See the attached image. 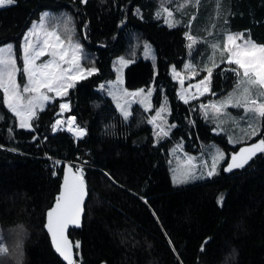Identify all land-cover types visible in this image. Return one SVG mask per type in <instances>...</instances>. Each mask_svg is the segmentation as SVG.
<instances>
[{
	"label": "trees",
	"instance_id": "obj_1",
	"mask_svg": "<svg viewBox=\"0 0 264 264\" xmlns=\"http://www.w3.org/2000/svg\"><path fill=\"white\" fill-rule=\"evenodd\" d=\"M224 2L233 29H246L264 44V0ZM159 6L158 0H16L0 7V46L12 43L19 70L23 36L43 11H48L49 27H59L66 41L64 22L70 20L83 64L97 69L78 80L67 96L54 97L30 128L17 125L0 90V237L11 251L12 230L24 226L23 264H65L44 223L66 161L83 164L88 191L81 226L69 230L79 264H264V153L244 168L224 171L230 153L264 138V127L249 141L232 145L206 121L201 105L207 96L187 103L179 98L170 65L179 69L185 61L188 26L169 27L157 17ZM146 41L154 47V63L141 55ZM118 55L132 59L124 70L127 88L153 87V108L146 111L135 103L127 119L98 88L114 77L112 61ZM233 68L224 61L212 70L208 96L233 88L238 80ZM162 97L175 127L157 137L148 121ZM63 101L69 105L63 118L75 117L86 130L82 138L60 127L53 131ZM210 141L225 151L216 174L173 183L171 149L181 142L185 151L198 152ZM0 261L12 264L8 256Z\"/></svg>",
	"mask_w": 264,
	"mask_h": 264
},
{
	"label": "snow or ice",
	"instance_id": "obj_2",
	"mask_svg": "<svg viewBox=\"0 0 264 264\" xmlns=\"http://www.w3.org/2000/svg\"><path fill=\"white\" fill-rule=\"evenodd\" d=\"M202 0H171L175 3V12H182L187 7L199 8ZM16 3V0H0V7L11 6ZM81 3H87V0H81ZM171 3L169 0H161L160 10L157 12V17L163 16L164 23L169 27H175L181 22L174 18V12L171 10ZM222 0H216L217 16L221 12ZM167 5V6H165ZM192 19H195L193 16ZM189 20V26L192 23ZM70 20L64 22V32L68 36L65 42L60 33L59 27H54L49 30L47 23V14L41 15L39 22H34V27L25 33V41L22 45L23 51V72L27 75V83L21 86L17 83V60L13 55L12 46L7 45L0 47V90L4 94V104L8 109L14 113L15 117L19 120L20 128H30L32 125L30 121L36 117V109L42 107L45 101L51 100L52 97L47 93H55L56 96L65 97L68 95V90L74 87L77 80L85 79L86 76H91L97 71L95 67L84 69L81 63L84 59L82 57V46L74 42L72 33L73 28H69ZM225 23L227 21L225 20ZM223 35V49L222 55H227V62L236 65V68L231 69L238 77L236 86L229 97L219 103L209 104L207 106L201 105L205 109L207 116V109L211 108L215 114L219 115L224 112L228 105L233 107L242 108L245 116L241 120L247 119L249 121L248 128L243 130L246 134L242 137L244 140H250L255 137L257 133L261 132L264 127V44H258L250 38H246L245 33H221ZM186 38L190 41L188 47L191 49L197 43V38L193 37L189 32H185ZM33 37L38 39L42 38V43L33 40ZM213 52H215L220 45H211ZM46 55L51 56V59L46 60L40 64L37 61ZM128 61L123 58L120 59V64L126 65ZM63 65H67L64 67ZM216 65L213 63L211 68H208V76L200 81L197 85L199 90L200 86H204V92L209 91L208 85L210 84L212 69ZM174 71V78L175 70ZM183 83V81H181ZM103 87V86H101ZM44 90V91H42ZM145 90L141 89L137 93H125L133 97L143 93ZM24 94H28L25 101ZM151 96V89L148 90L147 100ZM194 98V97H190ZM235 98V99H234ZM184 99V96H181ZM142 104L144 100L140 101ZM187 103V100H185ZM117 107L121 109L125 119L130 115L120 104ZM152 107L148 103L145 110L147 111ZM69 105L61 103V112L67 110ZM162 105L160 109L156 110V116L149 119L150 124H155L156 119L159 117L163 119L162 113L165 111ZM3 119V117H0ZM62 123L57 120L52 126L53 131L57 130L58 125ZM70 127L69 131L74 132L79 138L86 134V130L75 124V118H70L68 121ZM233 123H236L234 120ZM159 131L155 133L157 137H166L169 132L162 126H157ZM175 127V125H171ZM35 139V138H34ZM230 142H236L230 138ZM2 147V146H0ZM258 153H264V138L258 139L256 143L249 144L241 147L238 153H234L228 162L227 167L224 168L225 172H231L233 169L244 168L250 160H252ZM224 158V154L217 150L216 155L213 157L211 169L207 172L209 177L216 174L217 163ZM191 160V158H190ZM54 165H59L60 161H54ZM67 165L65 166V175L60 193L56 197V202L47 212V223L45 227L51 234L52 243L56 251L60 254L67 264H79V261L74 259L73 246L69 243L65 230L69 225L79 226L83 212V205L87 195L86 183L84 180L83 170L80 167ZM56 173L53 172V175ZM193 178L190 172H186L181 178L173 177L174 183H183L188 179ZM223 200V195L218 198V202ZM12 236L15 238V245L10 251L9 246L4 243V238L0 237V258L10 255L15 252L17 255H22L21 240L26 232L23 225H18L12 230ZM171 244V241H169ZM75 247L79 249L80 244L77 242ZM79 253H76L78 256Z\"/></svg>",
	"mask_w": 264,
	"mask_h": 264
},
{
	"label": "rangeland",
	"instance_id": "obj_3",
	"mask_svg": "<svg viewBox=\"0 0 264 264\" xmlns=\"http://www.w3.org/2000/svg\"><path fill=\"white\" fill-rule=\"evenodd\" d=\"M158 1L160 3V6H161V0H158ZM169 3H171V0H169ZM160 6H159V10H160ZM165 6H167V5H165ZM175 6H176L175 3H171V10H173V12H174V18L180 22L186 21V17H187L186 13H188V14L193 13V10L189 7L183 9L182 12H175ZM159 10H157L156 13ZM195 11H196V9H195ZM136 12H138V11L136 10ZM183 13L185 14V18L182 16ZM43 14H48V11H43L41 13V15H43ZM34 22L38 23L39 19L33 21L29 30L34 27ZM163 22H164V20H163ZM47 23H48V21H47ZM51 28L52 27H49V30H51ZM61 38L65 42H67L62 36H61ZM33 40L42 43V38L38 39L37 37H33ZM24 41H25V38H24ZM24 41H23L22 45L24 44ZM74 42H76V41L74 40ZM7 45L12 46V43H7V44L2 45L0 47H5ZM141 55L145 59L151 60L153 63L155 62V51H154V47L150 41L144 42ZM51 58L52 57L49 55H46L45 57H41V59L39 61H37V64L45 62L46 60L51 59ZM121 58L128 61V63L126 65L122 66L120 64ZM131 61H132V59L126 57L125 55L116 56L112 61V68H113L114 73H115L114 77L106 79L98 85L99 90L108 94L112 98L116 107H117V104H120L126 111H128L130 113H131V107L135 103L141 105L144 109L146 108L148 103H151V105H152L151 96L153 93V87L152 86H149L147 88H138L135 90H132V89H129L126 87L125 82H124V70H125V67ZM63 66L67 67V65H63ZM23 67H24V65H23ZM81 67L84 69L90 68V67H86L83 64V62L81 63ZM18 70H19V68H18ZM20 71L22 72V74L19 77ZM17 83L21 86V90L23 88V85H25L27 83V75L23 72V68L17 72ZM101 86H103V87H101ZM141 89H143L145 91L143 93L135 96V97H133L131 95H125V93H137ZM149 89H151V96L147 100H145V97L148 96V90ZM42 91H44V90H42ZM47 94L49 96H51L52 99L54 97H56L55 93H47ZM24 96H25V101H26L28 94H24ZM51 100L45 101L42 107H38L36 109L37 114L39 113V111L43 110ZM141 100H144L143 104L140 102ZM223 101L224 100H220L219 97L214 96L213 100H208L206 106L209 104H213V103L219 104ZM61 103H64V101ZM3 104H4V94H3ZM162 105L166 109L162 113L163 119L158 117L156 119L155 124H151L153 126V128L155 129V132L159 131V128L157 126H162L165 128V130H167L169 132V130L172 128L171 125H173L169 121V104H168V101L165 97H162L160 105L152 111V114L150 115L149 119L156 116V110L160 109ZM5 107L8 109V107L6 105H5ZM227 107H233V106L228 105ZM227 107L225 108L224 112L219 114V115L215 114L214 110L211 108L207 109V112L212 110L213 116H209V115L206 116L204 108H203L202 112H203L204 117L206 118V121H208L209 123L212 124V130L215 133H224L227 136L230 144L236 145V144H239L241 142L249 141V140L242 139V137L244 135H246V134L250 135V133H245L243 131V130L248 128V124H249V121L245 124L241 122L242 121L241 117H244L243 109L237 108V107H234V109H232V108H227ZM152 108H153V106L150 109H148L147 111H150ZM118 110L123 115L121 109L118 108ZM2 114H3L2 109L0 107V117H2ZM15 119H16L17 125L19 126L18 118L15 117ZM234 120L236 121V123H233ZM61 121H62V123L58 126L60 128L65 129L71 136H73L75 138L76 136H74L72 133H70L67 130V126L69 124L68 123L69 117L62 118ZM30 123H31V121H30ZM230 138L236 142H230ZM217 150L222 152L224 154V157H225V151L222 149V147L220 145H218L217 143L212 142V141L203 143L201 145V149L198 152L185 151L182 147V143L178 142L171 149V152H170L171 153L170 154L171 155L170 172H171L172 181H173L174 175L177 178H181L182 175L186 172H190L191 176L193 177L191 179H188L187 181H190V180L196 179L198 177L204 176L211 169V166L213 163V157L216 155ZM190 158H191V160H190ZM223 159L219 160V162L217 163V169H219V167L221 166Z\"/></svg>",
	"mask_w": 264,
	"mask_h": 264
},
{
	"label": "crops",
	"instance_id": "obj_4",
	"mask_svg": "<svg viewBox=\"0 0 264 264\" xmlns=\"http://www.w3.org/2000/svg\"><path fill=\"white\" fill-rule=\"evenodd\" d=\"M224 1L225 0H222V4H221L222 10L219 16H217L216 0H202L198 9L191 6L189 7L194 12L196 11L198 12L195 21L192 22L191 25L189 26V19H188L189 17H188V13H186L187 14L186 21L180 23V24H187L188 32L198 40V43L193 48L190 49L188 47L186 58L181 68L178 69L175 68L173 65H170V73L173 76V78H174L173 70H175V74H178L175 75L174 80L178 84L177 94L180 99L182 95L184 96V99H181L184 102L185 100H187V102H190L195 99H199L202 96H207L205 101L202 103V105L206 106L208 100H213L214 96H208L209 91L204 92L203 95H200L199 93L203 92L204 86L201 85L198 90L197 85H199L200 81L204 80V78L209 75L207 69L211 68L213 63H215L217 67L222 62L224 61L227 62V55L221 54L223 49V39H224L221 33L229 32V31L231 33H245L246 38L248 37V35H250L246 29L240 31H236L233 29L231 22H229V13L227 12L226 9H224V3H225ZM182 16L185 18L184 13L182 14ZM159 18H161L162 21L164 20L163 16ZM225 20L227 21V23H225ZM29 28L25 33L29 31ZM24 38H25V34L23 36L22 43L24 41ZM250 38L253 41H255L251 36ZM255 42L258 43L257 41ZM189 43L190 41L188 40V45ZM212 44H218L220 45V47L215 52H213V49L211 47ZM181 81H183V83H181ZM235 86L236 84L227 93L217 97H219L220 100L225 101L229 97V93L233 92ZM208 87L210 90V84L208 85ZM190 97H194V98H190ZM227 108L234 109V107H227ZM207 115L213 116L212 110L208 111ZM243 115L245 116V113H243ZM241 122L245 124L248 122V120L245 119L242 120Z\"/></svg>",
	"mask_w": 264,
	"mask_h": 264
},
{
	"label": "water",
	"instance_id": "obj_5",
	"mask_svg": "<svg viewBox=\"0 0 264 264\" xmlns=\"http://www.w3.org/2000/svg\"><path fill=\"white\" fill-rule=\"evenodd\" d=\"M63 112H64V111H63ZM63 112H61V109H59V110H57V111L55 112V116H57V115H62ZM73 117H74V116H70V118H73ZM70 118H69V119H70ZM74 118H75V117H74ZM75 123H76V120H75ZM79 138H82V137H79ZM76 139H78V137H76ZM259 139H261V138H259ZM257 140H258V139L254 140V141H252V142H248V143L241 144V145H240L235 151L231 152L230 155H229V157H228V160H227V163H226L225 167H227L228 162H230L232 155H233L234 153H238L241 147H245V146H247V145H249V144L256 143ZM258 154H259V153H258ZM258 154H257V155H258ZM250 161H251V160H250ZM250 161H249V163H250ZM249 163H248V164H249ZM248 164H247V165H248ZM67 165H72V166H74V164H73L72 162H69V161H66V162L63 163V166H62V176H61V182H60V185H59V191H58L57 194L55 195V198H54V200H53L51 206L46 210V218H45V223H44V229H45L46 233L48 234V236H49V238H50L51 245H52V248H53L54 252H55V253L61 258V260H62L65 264H67V262L64 261L63 258L60 256V254L56 251V249H55V247H54V245H53V243H52L51 234L47 231V229H46V227H45V224L47 223V212H48V210H49L51 207H53V206L55 205L56 197H57V195H58V194L60 193V191H61L62 184H63V180H64V175H65V166H67ZM74 169H75V166H74L73 170H74ZM86 189H87V186H86ZM87 197H88V191H87V195H86V198H85V202H86V200H87ZM85 202H84V205H85ZM84 205H83V212H82V216H81V222H82V217H83V213H84ZM81 222H80V225H79V226H76V225H69L68 228L65 230V235H66V237H67L69 243L73 246V249H72V250H73V255H74V242H73L72 238H71L70 235H69V230H70L71 228H79V227L81 226ZM74 257H75V255H74Z\"/></svg>",
	"mask_w": 264,
	"mask_h": 264
},
{
	"label": "clouds",
	"instance_id": "obj_6",
	"mask_svg": "<svg viewBox=\"0 0 264 264\" xmlns=\"http://www.w3.org/2000/svg\"><path fill=\"white\" fill-rule=\"evenodd\" d=\"M26 238H27V233L26 235L23 236L21 240V251L23 253L22 255H17L15 252H11L10 255H8V259L11 260L12 264H23L24 262L23 245ZM0 264H4V262L0 261Z\"/></svg>",
	"mask_w": 264,
	"mask_h": 264
},
{
	"label": "built area",
	"instance_id": "obj_7",
	"mask_svg": "<svg viewBox=\"0 0 264 264\" xmlns=\"http://www.w3.org/2000/svg\"><path fill=\"white\" fill-rule=\"evenodd\" d=\"M64 103H67V102H64ZM68 104V103H67ZM63 118V116H61V115H58V116H56V119H55V123H56V121L57 120H61ZM59 127V126H58ZM57 127V128H58ZM83 128V127H82ZM83 137V136H82ZM75 139H76V137H75ZM79 139V138H78ZM78 167H80V168H82V170H83V164H79L78 165Z\"/></svg>",
	"mask_w": 264,
	"mask_h": 264
},
{
	"label": "bare ground",
	"instance_id": "obj_8",
	"mask_svg": "<svg viewBox=\"0 0 264 264\" xmlns=\"http://www.w3.org/2000/svg\"><path fill=\"white\" fill-rule=\"evenodd\" d=\"M73 126H78V125L75 123ZM69 127H70V125L68 124V126H67V130L69 129ZM68 131H69V130H68ZM69 132L72 133L74 136H76L74 132H71V131H69ZM76 137H77V136H76Z\"/></svg>",
	"mask_w": 264,
	"mask_h": 264
}]
</instances>
